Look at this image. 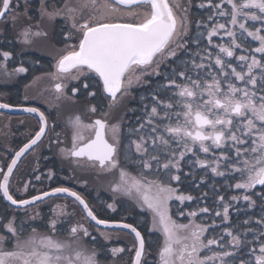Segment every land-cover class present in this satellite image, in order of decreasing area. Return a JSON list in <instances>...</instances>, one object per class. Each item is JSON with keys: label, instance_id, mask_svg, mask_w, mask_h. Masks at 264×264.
I'll use <instances>...</instances> for the list:
<instances>
[{"label": "snow or ice", "instance_id": "obj_1", "mask_svg": "<svg viewBox=\"0 0 264 264\" xmlns=\"http://www.w3.org/2000/svg\"><path fill=\"white\" fill-rule=\"evenodd\" d=\"M225 4L230 9L223 7ZM19 6V0L15 6L13 0H0V20L10 19L15 24L26 17V11L16 12ZM198 7L207 8L210 14L206 21L197 20L193 30L188 8L180 0H64L63 7L52 9L41 0V17L69 21L71 31L62 33L64 40L76 41L61 49L56 72L50 75L56 80L78 81L71 88L74 96L82 92L99 101L89 111L100 112V117L89 124H84L80 116L71 120L72 146L60 151L77 165L102 171L119 169L113 193L134 197L141 209L152 214L149 231L163 234L157 264H264V215L255 221L244 219L216 233V219L210 223L195 222L199 214L210 213V207L188 212L187 216L193 218L188 223H179L170 214L171 201L183 205L200 199L179 187L190 180L191 187L200 188L193 173L183 171L185 165L210 170L218 177L234 178L239 174L241 179L230 187L251 194L232 196L230 200L242 199L247 202L246 209H251L259 199L264 210V190L251 191L257 185L264 186V0H205ZM215 17L228 19L221 23ZM41 35L47 33L34 32L31 26L20 33L25 44L31 42V37ZM214 37H220L221 42L214 43ZM205 40L209 47H201ZM253 41L257 46H252ZM191 45H196L195 52ZM184 53L188 54L187 59L183 58ZM0 57V67L6 68L12 53L2 51ZM14 71L26 73L29 69L21 65ZM145 77L159 79L150 95L151 104H144L143 114L135 117L123 149L125 161L138 169V174L133 175L120 168V125L110 123L108 117L129 95L133 84L146 82ZM54 87L63 95L67 85L56 83ZM140 99L144 101L145 97ZM10 107L0 104V108ZM23 110L37 113L40 126L15 152L6 171L0 168V193L4 199L11 205L28 206L45 197L67 194L96 225L130 229L137 242L132 264H148L141 231L132 224L98 218L77 191L54 187L28 199H18L10 191V178L21 156L41 140L48 127L44 112L35 107ZM84 129L93 135L86 138ZM200 153L211 154L212 159H201ZM189 155L194 159H189ZM51 175L50 172L49 179ZM149 175L154 178L149 179ZM28 189L29 183H25L22 191L27 193ZM207 196L204 192L202 198ZM218 202L220 210H215L214 216L227 224L233 204L223 195L218 196ZM107 207L115 210L114 204ZM177 211L179 216L185 215L182 208ZM67 215L63 209L54 211V218L48 222L49 233L41 234L33 227L26 239L19 238L25 231L23 224L18 228L16 218L9 219L0 226L11 234L0 235V264H99L95 251L86 254L82 249V238L91 236L84 223L71 225L70 240L54 237L59 217ZM101 235L109 239L103 232ZM6 243L11 245L10 250ZM124 251L114 247L111 254Z\"/></svg>", "mask_w": 264, "mask_h": 264}, {"label": "flooded vegetation", "instance_id": "obj_2", "mask_svg": "<svg viewBox=\"0 0 264 264\" xmlns=\"http://www.w3.org/2000/svg\"><path fill=\"white\" fill-rule=\"evenodd\" d=\"M45 2L49 5L50 9H52L63 7L64 0L62 2L61 0H45ZM74 2L75 0H69V3ZM180 2L183 7L188 8V15L192 21L191 27L193 30H195V22L197 20H207V16L210 14L208 9H201L198 7V5L205 2V0H180ZM213 2L218 3L219 0H213ZM16 3L17 0H13L14 6ZM19 5L20 6L18 8H15L16 12L23 14L26 11V17L15 24H13L10 19L7 21L0 20V52L9 51L12 53V57L6 62V68L0 67V104H9L12 108H38L41 112H44L45 116L48 118V127L42 141L21 159L13 171V175L10 178V191L18 199H28L32 195H39L43 192L41 186L43 181H46L45 187L47 188L44 191L51 190L54 187H69L83 196L98 218L132 224L137 228V230L141 231L146 241V259L148 264H157V253L162 244V237L157 231H149V229L152 228L151 213L146 209H141L134 197L113 193L112 186L119 180V169L102 171L99 168L89 167L86 164L80 165L79 167L81 169H79L75 167L76 163H74L71 158H59L55 151L52 155V151L49 150V146L46 145V151L49 150L48 152L50 153V157H53L52 160H58L59 158L63 162V170L57 173V170L53 169V167L57 165V162L52 161L50 165L51 167H46L44 171H41L42 149L40 151L39 148L41 147V143L48 137H50L49 140L52 143H55L59 139L62 141L63 139L69 137V132L67 131L63 119L64 117L59 115V112H62L61 109L63 106H71L75 108L73 102H76V106L82 107V112L85 114L86 122L89 124L94 119L100 117V112L93 114L89 111V108L93 104L99 105V101L86 96L82 92L77 93L74 96L71 92V88L74 85H77L79 83L78 81L56 80L50 75L51 73L56 72V59L61 49L65 47L66 43L71 44L76 42L75 40L65 41L62 34L71 31L70 22L61 17H57L56 19H49L47 17L42 18L40 14L41 0H27V3H25V0H19ZM223 7L230 9V5L227 4L223 5ZM215 19L221 23H226L228 18L215 17ZM29 26H31L34 32H46L47 36H33L31 37L30 43H23L20 33L24 28ZM201 30L203 31L204 29ZM191 34H194V32ZM213 40L214 43L221 42L220 37H214ZM224 42H227V37L224 38ZM252 46H257V42L253 41ZM190 47L192 52L197 50L196 45H191ZM201 47H209L206 40L202 42ZM182 55L183 58H188L187 53ZM0 62H3L2 57H0ZM21 65L28 68L29 71L26 73H16L14 69ZM158 79V77H152L151 80H149L148 77H145L146 82L133 84L129 90V95L121 100V103L111 111L108 117L110 123H118L120 125V148L118 149L120 168H125L133 175L138 174V169L125 161L123 149L124 146L128 144L129 128L136 123L135 117L143 114L144 104H151L150 95L155 87V81ZM56 83H64L67 85L64 89L63 95L55 91L54 86ZM142 96L145 97L144 101H141L140 99ZM65 108L67 114L74 110V108ZM133 109L135 111H132ZM104 110L107 111L106 106ZM51 115L58 123L63 124L62 130L60 129V131H66L65 134H58L60 131L55 133L52 132L53 122L50 117ZM54 115L58 117L56 118ZM61 117L63 118L61 119ZM27 124L29 126H27ZM39 126V121L31 114H15L0 110V140L7 141L4 147L0 148V168H4L6 171L5 166L10 163L11 158L15 155V152L34 136L35 132L39 129ZM23 129L25 132L21 135ZM92 135L93 133L88 130L87 138ZM52 137L54 138L52 139ZM54 145H56L57 148V146H61L62 144L56 143ZM199 155L201 159H212L211 154L206 156L205 154L200 153ZM31 156L36 157V167L33 169L32 173L27 176L26 180L25 178L22 180L19 177L17 180L19 173H24V170L20 169L21 163ZM1 158H4V161ZM189 159H194V157L189 155ZM44 160L46 161V157ZM183 171L185 173L191 171L195 176V183L199 184L200 188L197 190L194 187H191L190 184L192 182L190 180H185V182L179 185V187L194 197L200 199H198V201H186L183 205H181L178 201L170 202V214H172L173 219L177 220L179 223H188L193 218L187 216V213L205 206L210 207L212 211L208 214H199L195 218V222L210 223L211 219H216L218 224L216 233H220L224 227L233 226L244 219L251 218L255 221L261 215H264V210L261 209L260 201L257 197H253L254 199H257V205L251 209H246L247 202L242 199L238 202L230 200L232 196L251 194L245 193V190L243 189L230 187V185H234L241 179L239 174H235L234 178L231 176L218 177L214 176L210 170L200 168L190 169L187 165L183 167ZM50 172L52 173L51 179L48 178ZM76 173L78 174V177ZM36 176H40L41 179L36 180ZM153 178L154 177L152 175H149V179ZM161 179H166V177L162 176ZM201 179H203V183H201ZM0 180H2V174H0ZM25 183H29L27 193L22 191ZM174 186L176 185L174 184ZM261 190H264V186L257 185V187L251 191L260 192ZM204 192L208 193L206 199L202 198ZM220 195H223L227 202L233 204V207L229 210L230 221L227 224L220 223V218L214 216V211L220 210L218 202V196ZM0 199L4 202L1 194ZM50 200H55L56 204H59L60 202L68 204V207L65 208V211L69 214L65 216L68 222V229L71 225L78 222L84 223L85 226L88 227L91 234L89 237H83L85 240L92 239V237L98 239L104 238V236L101 235L102 232L105 235H109V232H113L117 236L120 235V233L128 235L132 239L129 240L130 242L128 243L130 247L125 248L121 244L114 246L115 248L122 247L125 249L123 253L116 256L111 254V249L114 247L107 248L110 252V256L103 257L104 261L106 259L107 260L105 262L101 260L99 264H132V260L135 255L134 246L136 245V240L130 233L123 230L102 229L97 227L95 224L90 222L89 219H87L80 206L73 199L68 197H53L35 205L48 202ZM108 204H114L115 210L113 211L112 209H109L107 207ZM33 206L27 208H31ZM9 207L14 210H21L20 213L23 218L27 213V208L22 211V209L13 208L11 206ZM56 208L58 210V207ZM178 208H182L184 210V216L178 215ZM237 208L241 211L237 212ZM253 226L255 227L256 225L253 224ZM27 233L28 232L21 233L19 238H26ZM29 234H31V232ZM0 235L10 236L11 234L7 232H0ZM53 235L60 239H70L68 232H56L53 233ZM10 246L11 245L8 244L7 248L10 249ZM89 248L97 250V248L93 246H89ZM123 255H126V257L123 258Z\"/></svg>", "mask_w": 264, "mask_h": 264}, {"label": "trees", "instance_id": "obj_3", "mask_svg": "<svg viewBox=\"0 0 264 264\" xmlns=\"http://www.w3.org/2000/svg\"><path fill=\"white\" fill-rule=\"evenodd\" d=\"M63 0H61L62 2ZM60 5V4H59ZM56 118L58 116L54 115ZM52 119V132L55 133L57 131H60V129L62 130V126L63 124H60L57 122V120L51 115L50 116ZM63 117H61L62 119ZM64 119V118H63ZM27 126H29L27 124ZM66 132V131H65ZM65 132L60 131L58 134H65ZM50 137L46 138L44 142L41 143V149H42V157H41V171H44L46 169V167H51V163L53 162H57V165L55 167H53V169L57 170V173H59L61 170H63V162L58 158V160H52L53 157H50V153L48 152L49 150L52 151V155L54 153V149L56 148V145H54L50 140ZM61 139H59V143H61L62 141H60ZM7 143L6 140H0V148L4 147V145ZM45 144V145H44ZM46 145H48V151H46ZM45 147V148H44ZM41 151V150H40ZM46 157V161L44 160L45 156ZM55 155V154H54ZM35 158L36 157H29L27 159L24 160V162L21 163L20 165V169L24 170V173L21 174L19 173V175L17 176V180L18 177L20 179H24L26 180L27 176L29 174L32 173L33 169L36 167L35 166ZM4 161V158H1ZM31 160V162H30ZM19 170V169H18ZM65 175V174H64ZM77 177L78 174L76 173ZM46 178V176H45ZM42 190H46L47 188L46 186V181H43L42 184ZM32 192V191H31ZM30 193V192H29ZM55 202V201H54ZM52 202L51 200L48 202H43L41 204L35 205L31 208H27V213L25 215V217L23 218L21 216V213L19 210H14L12 208H10L9 206H7L1 199H0V221L3 222V225L5 223H7V221L13 217L16 218V222H17V227L19 228L20 224L22 223L24 228L26 226V228L31 229L33 227L37 228V229H43V230H49L48 228V222L54 218V211L57 213H59L61 211V209L65 210V208L68 207V204H63V202H60L59 204L55 203V206H60L57 210L53 209L52 210ZM22 211H24L22 209ZM68 211V209H67ZM33 217H35V219H33ZM60 219V225L58 226V231L57 232H68V222L66 220V217H59ZM23 221H26L27 223H24ZM50 231V230H49ZM109 237V239H105V238H95V240L93 239H89V240H85L86 243L88 242L87 245H89L90 247L93 246L95 248L97 247H109V246H117L119 244H121L122 246H124L125 248H129L130 245L128 244L130 241L132 240L128 235H125L124 233H120V235H116L113 232H109V235H107ZM110 255L108 254L106 257H109ZM101 257V256H100ZM126 255H123V258H125ZM102 261H104V258L101 257L100 258ZM107 260V259H106ZM105 260V261H106ZM104 261V262H105Z\"/></svg>", "mask_w": 264, "mask_h": 264}, {"label": "rangeland", "instance_id": "obj_4", "mask_svg": "<svg viewBox=\"0 0 264 264\" xmlns=\"http://www.w3.org/2000/svg\"><path fill=\"white\" fill-rule=\"evenodd\" d=\"M73 102V101H72ZM73 104L75 105V108L74 107H71V106H65V107H68V108H74V110L73 111H71V112H69L68 114H67V112H66V108L63 106V108L61 109L62 110V112H59V115H61V116H63L64 117V122H65V126H66V128H67V131L69 132V137H67V138H65V139H63L62 140V143H59V140H57L55 143H53V144H62L61 146L59 145V146H57V148L55 149V152H56V154L58 155V157L59 158H62L63 157V159L64 158H67L60 150L62 149V148H71V146H72V135H73V132H74V129H73V127H72V125L70 124V121L71 120H73L76 116H80L81 117V120L83 121V123L84 124H88L87 122H86V119H85V114H83V109H82V107L81 106H76L77 105V103L76 102H73ZM25 131H24V129H23V132L21 133V135H23V133H24ZM83 135L87 138V136H88V130L87 129H84L83 130ZM60 137V136H59ZM54 137H52V139H53ZM42 146V145H41ZM40 148V150H41V147H39ZM45 148V147H44ZM32 157V156H31ZM45 157H47V155L45 156ZM45 159V158H44ZM0 163H1V160H0ZM80 165H77V164H75V167L76 168H79V169H81L80 167H79ZM55 200H51V202H53V206H52V210L53 209H55L56 210V206H55V202H54ZM58 213V212H57ZM151 216H152V214H151ZM152 218V217H151ZM8 222V221H7ZM24 223H27L26 221H23ZM152 222V221H151ZM6 224V223H5ZM3 225V222L2 221H0V226H2ZM152 225V224H151ZM27 226V225H26ZM26 226H25V231L24 232H28L27 234L28 235H30L29 233L31 232V229H28V228H26ZM152 227V226H151ZM38 230V232H41V234H47V233H49V230H43V229H37ZM158 233H160V235H161V237H162V242H163V234H162V232L161 231H159V230H156ZM0 232H7L6 231V229H3L2 227H0ZM26 234V238L28 237V235ZM55 237V236H54ZM26 238H24V239H26ZM56 238V237H55ZM57 239H59V240H70V239H60V238H58L57 237ZM15 242V238L12 240V243H14ZM7 245L8 244H6L5 245V247L7 248ZM81 246H82V249H84V250H86V254H89L90 252H92V251H95L96 253H97V259L99 260V262L101 261V257H106L110 252L107 250V248H109V247H113V246H109V247H104V248H99V247H97V250L96 249H90L89 248V246L87 245V243H86V241H85V239H83L82 238V241H81ZM10 248H11V246H10ZM10 250V249H9ZM101 256V257H100Z\"/></svg>", "mask_w": 264, "mask_h": 264}, {"label": "water", "instance_id": "obj_5", "mask_svg": "<svg viewBox=\"0 0 264 264\" xmlns=\"http://www.w3.org/2000/svg\"><path fill=\"white\" fill-rule=\"evenodd\" d=\"M23 109H25V108H12V107H10V108H0V110H2V111L10 112V113H15V114H31V115H33V116L39 121V116H38L37 113H28V112H25ZM39 123H40V122H39ZM46 132H47V129H46ZM46 132H45V134H46ZM44 136H45V135H44ZM44 136H43V137L41 138V140H40L36 145H34L31 149H33L34 147H36V146L42 141V139L44 138ZM23 146H24V145H23ZM23 146H22V147H23ZM31 149H29L27 152H25V154H24L23 156H21L19 162L21 161V159H22V158H23V157H24V156H25V155H26ZM18 151H19V150H18ZM19 162H18V163H19ZM17 165H18V164H17ZM14 170H15V169H14ZM48 191H50V190H48ZM0 194H1V197L3 198L4 202H5L7 205H9V206H11V207H13V208H17V209H25V208H27V207L33 206V205H35V204L41 202V201H37L35 204H33V205H28V206H16V205H11V203H10L9 201H7L6 199H4L3 194H2V193H0ZM58 196L68 197V198H71V199L74 200V198L67 196V194H57L56 196L45 197L44 200L49 199V198H53V197H58ZM44 200H43V201H44ZM75 202H76V201H75ZM76 203L80 206L81 210L83 211L82 206H81L78 202H76ZM83 213H84L85 216H86V213H85L84 211H83ZM87 219H89L90 222H92L93 224H95V222H94V221H91L90 218H87ZM95 225H96V224H95ZM96 226L99 227V228H102V229L123 230V231H126V232L130 233V234L135 238L134 233H131V230H130V229L116 228V227H111V226H109V227H105L104 225H96ZM136 243H137V242H136ZM133 259H134V257H133Z\"/></svg>", "mask_w": 264, "mask_h": 264}]
</instances>
